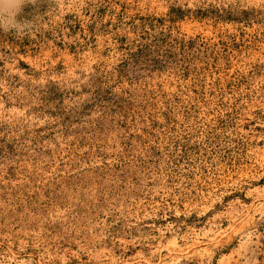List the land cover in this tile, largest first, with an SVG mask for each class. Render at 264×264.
<instances>
[{
  "label": "rangeland",
  "instance_id": "rangeland-1",
  "mask_svg": "<svg viewBox=\"0 0 264 264\" xmlns=\"http://www.w3.org/2000/svg\"><path fill=\"white\" fill-rule=\"evenodd\" d=\"M0 264H264V0H0Z\"/></svg>",
  "mask_w": 264,
  "mask_h": 264
}]
</instances>
